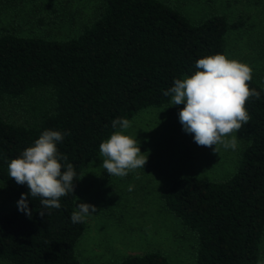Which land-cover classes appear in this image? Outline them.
<instances>
[{
  "label": "trees",
  "instance_id": "16d2710c",
  "mask_svg": "<svg viewBox=\"0 0 264 264\" xmlns=\"http://www.w3.org/2000/svg\"><path fill=\"white\" fill-rule=\"evenodd\" d=\"M244 25V18L230 21L219 13L193 22L162 0H99L93 18L67 39L13 29L0 34V182L13 201L0 212V261L81 264L76 247L87 225L70 217L85 168L100 154V143L119 130L112 121L168 104L164 92L174 80L192 75L204 56L226 55L228 32ZM250 87L260 99L246 102L250 119L234 172L215 180L182 175L160 192L165 209L193 235L195 264H261L264 85L253 75ZM5 101L18 117L2 109ZM45 130L66 133L57 149L68 158L61 163L74 166V192L43 216L39 198L29 195L28 216L18 201L29 189L9 177L7 166ZM110 264L170 261L148 251Z\"/></svg>",
  "mask_w": 264,
  "mask_h": 264
},
{
  "label": "rangeland",
  "instance_id": "374dc122",
  "mask_svg": "<svg viewBox=\"0 0 264 264\" xmlns=\"http://www.w3.org/2000/svg\"><path fill=\"white\" fill-rule=\"evenodd\" d=\"M98 1L0 0V34L13 29L21 35L67 39L93 18ZM162 1L178 8L193 22L218 13L230 21L244 18L242 28L228 32L226 56L249 65L254 77L264 85V0ZM182 108L169 102L159 108L143 109L130 120L131 127L124 134L137 138L141 152L148 154L144 170H135L123 178H107L100 167V154L85 168L77 206L87 203L97 211L85 219L87 226L77 243L81 264H110L127 254L148 251L165 254L170 264H195L193 235L165 209L160 192L182 175L210 180L228 177L235 170L245 136L243 125L237 133L236 150L217 145L215 153V146H198L179 122ZM2 109L18 117L13 104L5 101ZM130 185L132 191L128 190ZM12 204L10 188L0 182V212Z\"/></svg>",
  "mask_w": 264,
  "mask_h": 264
},
{
  "label": "clouds",
  "instance_id": "9594fccd",
  "mask_svg": "<svg viewBox=\"0 0 264 264\" xmlns=\"http://www.w3.org/2000/svg\"><path fill=\"white\" fill-rule=\"evenodd\" d=\"M195 67L197 70L192 75L175 79L164 95L171 98L172 106L183 105L178 113L179 122L198 146H215V153L217 145L236 150L237 133L250 119L246 102L252 97L260 99V92L250 87L253 70L220 53L198 59ZM112 127L119 130L100 143L103 157L100 167L108 175L121 178L135 170H144L148 154L141 152L137 138L124 134L131 122L127 118H117L112 121ZM65 135L60 131L45 130L32 146L8 163L9 177L29 189L18 201L19 210L28 216H31L27 204L29 195L32 199L39 198L40 215L43 216L46 209H60V198L74 192V166L62 164L61 161L66 162L68 158L57 149V143ZM128 190L132 191L133 186L130 185ZM96 211L94 205L79 203L71 214V222L83 223Z\"/></svg>",
  "mask_w": 264,
  "mask_h": 264
}]
</instances>
